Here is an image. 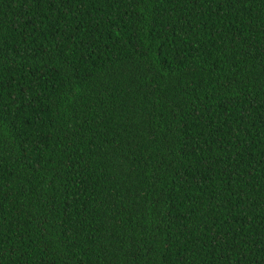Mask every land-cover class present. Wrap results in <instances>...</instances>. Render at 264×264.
<instances>
[{
	"label": "trees",
	"instance_id": "trees-1",
	"mask_svg": "<svg viewBox=\"0 0 264 264\" xmlns=\"http://www.w3.org/2000/svg\"><path fill=\"white\" fill-rule=\"evenodd\" d=\"M0 264H264V0H0Z\"/></svg>",
	"mask_w": 264,
	"mask_h": 264
}]
</instances>
